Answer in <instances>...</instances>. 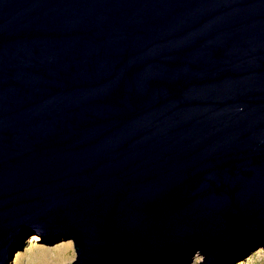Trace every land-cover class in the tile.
Wrapping results in <instances>:
<instances>
[{"label":"water","instance_id":"1","mask_svg":"<svg viewBox=\"0 0 264 264\" xmlns=\"http://www.w3.org/2000/svg\"><path fill=\"white\" fill-rule=\"evenodd\" d=\"M226 264L264 248V0H0V264Z\"/></svg>","mask_w":264,"mask_h":264},{"label":"rangeland","instance_id":"2","mask_svg":"<svg viewBox=\"0 0 264 264\" xmlns=\"http://www.w3.org/2000/svg\"><path fill=\"white\" fill-rule=\"evenodd\" d=\"M13 251L11 264H72L75 261L73 244L68 238L43 242L37 234H27ZM201 261L202 258L196 254L191 264ZM229 264H264V248L257 247Z\"/></svg>","mask_w":264,"mask_h":264},{"label":"bare ground","instance_id":"3","mask_svg":"<svg viewBox=\"0 0 264 264\" xmlns=\"http://www.w3.org/2000/svg\"><path fill=\"white\" fill-rule=\"evenodd\" d=\"M197 255L200 256V254H198V253H197ZM200 257L202 258V256H200ZM233 261H234V260H233ZM231 262H232V261H231ZM231 262H228V263H226V264H229V263H231Z\"/></svg>","mask_w":264,"mask_h":264}]
</instances>
